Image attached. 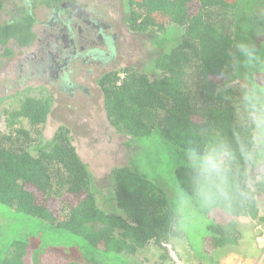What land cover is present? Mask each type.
<instances>
[{
  "label": "trees",
  "instance_id": "16d2710c",
  "mask_svg": "<svg viewBox=\"0 0 264 264\" xmlns=\"http://www.w3.org/2000/svg\"><path fill=\"white\" fill-rule=\"evenodd\" d=\"M122 6L128 31L154 35L156 51L148 72L128 67L97 83L109 125L130 138V160L111 170L103 205L66 127L37 143L49 98L26 97L5 112L11 131L0 133V204L11 215H0V264H131L150 246L168 260L164 246L178 240L209 260L239 244L237 219H258L256 200L229 215L218 209L193 215L176 231L172 206L176 184L185 181L179 150L193 129L231 132L233 109L219 91V74L232 42L264 28V0H122ZM258 45L264 49V39ZM238 87L234 80L228 94ZM21 119L28 130L13 129ZM153 143L172 150V162L140 172L141 155Z\"/></svg>",
  "mask_w": 264,
  "mask_h": 264
},
{
  "label": "flooded vegetation",
  "instance_id": "af4514ba",
  "mask_svg": "<svg viewBox=\"0 0 264 264\" xmlns=\"http://www.w3.org/2000/svg\"><path fill=\"white\" fill-rule=\"evenodd\" d=\"M121 30L122 0H0V98L34 92L50 112L54 94L90 100L124 54Z\"/></svg>",
  "mask_w": 264,
  "mask_h": 264
},
{
  "label": "clouds",
  "instance_id": "9594fccd",
  "mask_svg": "<svg viewBox=\"0 0 264 264\" xmlns=\"http://www.w3.org/2000/svg\"><path fill=\"white\" fill-rule=\"evenodd\" d=\"M264 28L226 50L219 89L232 105L230 134L193 129L180 148L185 181L174 189L173 227L186 218L218 209L225 215L250 207L264 191ZM239 82L229 95L233 81Z\"/></svg>",
  "mask_w": 264,
  "mask_h": 264
},
{
  "label": "rangeland",
  "instance_id": "374dc122",
  "mask_svg": "<svg viewBox=\"0 0 264 264\" xmlns=\"http://www.w3.org/2000/svg\"><path fill=\"white\" fill-rule=\"evenodd\" d=\"M118 20L121 21L120 18ZM122 35L127 39V43L124 54L118 59L116 71L120 73L125 68L133 67L148 72L156 56V51L152 47L155 36L128 33L126 30L122 31ZM93 88L92 98L88 101L80 96L66 100L61 95L54 94L51 112L45 124L38 129L40 136L37 138V143L39 145L48 143L58 127H66L70 132L73 146L101 193L102 204L106 205L111 192L109 174L112 169L127 165L132 149L126 146L130 138L118 133L109 125L99 88L97 86ZM2 94L0 90V97ZM10 96L5 99L0 98L1 134H8L11 131L5 124V120L8 119V116L4 115L5 112L17 109L26 97H39L37 93L28 94L21 91ZM18 128L28 130L27 121L22 119L18 121L13 129ZM144 151V155H141L140 169L138 168L140 172L147 167L156 168L155 171H158L160 164L171 163V157L174 156L172 150L166 151L156 143L146 147ZM166 176L163 177L164 181L170 178V174L167 173ZM257 205L258 219H237L241 233L239 244L214 251L209 260L202 261L195 258L186 243L178 240L168 244L169 249H166L168 260L162 259L165 252L150 246L138 251L131 258V264H264V196L257 197ZM10 212L9 208L0 204V215L10 216ZM200 236L201 234L197 235V238Z\"/></svg>",
  "mask_w": 264,
  "mask_h": 264
},
{
  "label": "built area",
  "instance_id": "2783aa9c",
  "mask_svg": "<svg viewBox=\"0 0 264 264\" xmlns=\"http://www.w3.org/2000/svg\"><path fill=\"white\" fill-rule=\"evenodd\" d=\"M166 249H169V247L168 246H164Z\"/></svg>",
  "mask_w": 264,
  "mask_h": 264
}]
</instances>
